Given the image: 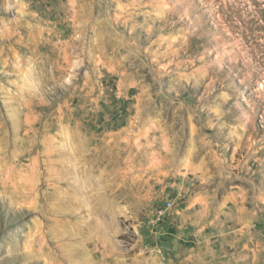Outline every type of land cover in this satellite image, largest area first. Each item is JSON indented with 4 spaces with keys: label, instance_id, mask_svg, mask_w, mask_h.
Masks as SVG:
<instances>
[{
    "label": "rangeland",
    "instance_id": "obj_1",
    "mask_svg": "<svg viewBox=\"0 0 264 264\" xmlns=\"http://www.w3.org/2000/svg\"><path fill=\"white\" fill-rule=\"evenodd\" d=\"M83 247L264 264V0H0V264Z\"/></svg>",
    "mask_w": 264,
    "mask_h": 264
},
{
    "label": "bare ground",
    "instance_id": "obj_2",
    "mask_svg": "<svg viewBox=\"0 0 264 264\" xmlns=\"http://www.w3.org/2000/svg\"><path fill=\"white\" fill-rule=\"evenodd\" d=\"M218 8L220 9V6L218 5ZM217 12H219V14L220 13H222V10L220 9V11H217ZM227 12V11H226ZM215 13V10L213 11V12H211L210 10L207 12V14H205V16H207L208 18L212 15V14H214ZM38 14V13H37ZM42 15V14H41ZM219 16V15H218ZM38 17V16H37ZM220 17H221V15L219 16V19H218V21L220 22V23H224L225 22V20L223 19V20H221L220 19ZM31 18V17H30ZM37 21V20H36ZM10 33V32H9ZM4 34V33H3ZM6 36V35H5ZM10 39V38H9ZM11 40V39H10ZM58 79V78H57ZM28 99V98H27ZM31 100H32V98H30ZM28 101V102H30V103H32V102H34L33 100L32 101ZM23 106V105H22ZM27 107V106H26ZM30 107V106H29ZM35 107V106H34ZM40 107V106H39ZM23 108H25L24 106H23ZM31 108V107H30ZM37 108V107H36ZM28 109V108H27ZM24 110V109H23ZM25 111V110H24ZM28 112H30V111H28ZM27 114H29V113H27ZM26 116V115H25ZM25 116H24V118H25ZM27 117H28V115H27ZM31 118H32V116H31ZM34 118V117H33ZM37 118V117H36ZM35 118V119H36ZM33 120V119H32ZM34 121V120H33ZM25 122H27V120L25 121ZM24 123V122H23ZM31 123H32V121H31ZM29 124V123H28ZM26 125H27V123H26ZM23 126H25V125H23ZM28 126V125H27ZM34 126V125H33ZM30 128V127H29ZM31 132V131H30ZM28 134H29V132H28ZM91 139V138H90ZM62 144V143H61ZM58 148V147H57ZM60 151V150H59ZM58 167V166H57ZM21 172H22V170H21ZM20 174V173H19ZM24 176H26V175H24ZM24 178V177H23ZM24 180V179H23ZM47 200H48V198H47ZM47 200H46V204H47ZM47 206V205H46ZM93 234L91 233L90 234V236H91V238H96V240H95V244H90L89 246H92V250H90L92 253H93V256H100V255H102V253H105L106 252V250H111V249H113V247H110V245H111V242H110V245H109V242H108V234H107V232L104 230V228L103 227H101V226H96L94 229H93ZM109 233V232H108ZM40 234V233H39ZM112 246V245H111ZM88 248V247H87ZM94 248H96L97 249V251H94ZM70 251V250H69ZM86 251V248L85 247H83V248H81V249H78V250H76V251H72L71 252V254H69V256H68V258L70 259V263H68V264H98L97 262L95 263L92 259H91V253L89 252V251H87V252H85ZM63 255V254H62ZM104 257H106L105 255H104ZM100 264V263H99Z\"/></svg>",
    "mask_w": 264,
    "mask_h": 264
},
{
    "label": "built area",
    "instance_id": "obj_3",
    "mask_svg": "<svg viewBox=\"0 0 264 264\" xmlns=\"http://www.w3.org/2000/svg\"><path fill=\"white\" fill-rule=\"evenodd\" d=\"M174 207V202L171 199H166L163 201L161 206H156L153 209V214H154V223H159L166 219L171 213Z\"/></svg>",
    "mask_w": 264,
    "mask_h": 264
}]
</instances>
